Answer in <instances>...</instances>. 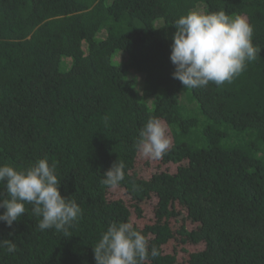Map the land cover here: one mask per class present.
Wrapping results in <instances>:
<instances>
[{
	"label": "trees",
	"instance_id": "16d2710c",
	"mask_svg": "<svg viewBox=\"0 0 264 264\" xmlns=\"http://www.w3.org/2000/svg\"><path fill=\"white\" fill-rule=\"evenodd\" d=\"M192 10L252 25L260 51L231 83L173 78L172 23ZM150 117L171 140L159 160L135 148ZM45 157L82 215L67 235L41 231L25 204L0 221L17 249L0 264H96L114 221L159 250L144 264H264V0H0V164ZM116 160L112 189L100 180Z\"/></svg>",
	"mask_w": 264,
	"mask_h": 264
},
{
	"label": "clouds",
	"instance_id": "9594fccd",
	"mask_svg": "<svg viewBox=\"0 0 264 264\" xmlns=\"http://www.w3.org/2000/svg\"><path fill=\"white\" fill-rule=\"evenodd\" d=\"M169 58L174 65L172 76L184 88L221 86L231 83L258 56L260 47L253 44V27L244 16L215 12L189 11L172 23ZM171 140L166 125L159 118L150 117L139 130L135 148L142 158L159 160L169 151ZM124 161H115L103 173L101 185L116 188L125 177ZM0 183L6 189V198H0V221L11 227L22 214L25 204L32 205V214L39 217L41 231L54 229L67 235V228L78 221L82 208L74 199L62 196L60 179L55 164L39 158L17 170L10 164H0ZM8 253H14L15 243L10 239L0 243ZM96 264H144L159 256L148 240L130 222H112L93 246Z\"/></svg>",
	"mask_w": 264,
	"mask_h": 264
}]
</instances>
